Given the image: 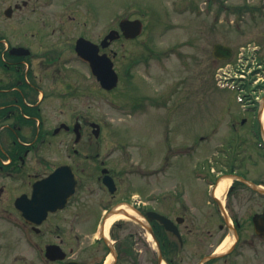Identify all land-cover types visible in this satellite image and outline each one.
Wrapping results in <instances>:
<instances>
[{"label":"flooded vegetation","instance_id":"1","mask_svg":"<svg viewBox=\"0 0 264 264\" xmlns=\"http://www.w3.org/2000/svg\"><path fill=\"white\" fill-rule=\"evenodd\" d=\"M122 1L0 0V264H241L245 251L264 243L255 232L264 170L248 172L247 153L237 159L245 142L259 150L256 115L226 119V142L190 168L166 159L163 192L154 189L155 171L139 167L126 173L142 177L146 190L124 186L108 167L111 153L92 144L103 129L92 127L90 106L76 103L116 89L100 85L89 57L106 54L120 72L124 42L137 38L120 26L135 18L124 15ZM112 2L121 8L93 25L87 13Z\"/></svg>","mask_w":264,"mask_h":264},{"label":"rangeland","instance_id":"2","mask_svg":"<svg viewBox=\"0 0 264 264\" xmlns=\"http://www.w3.org/2000/svg\"><path fill=\"white\" fill-rule=\"evenodd\" d=\"M104 4L103 12L92 7L87 13L93 25L121 8L113 2ZM120 4L124 15L142 21L143 31L135 42H124L123 56L117 64L121 74L117 91L105 97L92 94L90 101L82 99L76 107H91L92 122L103 129V135L98 141L93 139L92 144L98 143L100 151L111 153L108 167L120 172L124 186L132 182L146 190L142 177L126 173L139 167L155 171L154 189L163 192L166 159L169 165L190 168L209 158L211 147L231 133L226 119L251 118L249 105L240 97L247 93V98L261 96L264 91L262 79L257 85L252 81V72L259 71L261 77L264 67V0H123ZM195 6L198 14L190 12ZM249 42L258 49L253 46L243 53L242 65L229 72L231 76H243L248 88L240 89L239 84L234 85L236 81L228 87L219 86L218 68L224 67L221 69L225 73L228 63L235 67L238 46ZM215 43L229 46L231 57L214 59L211 48ZM145 47L151 50L150 58L136 61L141 54L147 56ZM132 60L136 64L125 72ZM253 88L254 94L250 92ZM127 94L137 98L141 107L133 111V100L125 97ZM62 136L60 143H66L67 138ZM245 143L247 150L239 152L237 159L246 158L247 153L252 163L246 170L252 175L264 170V151ZM181 145H186L183 154H176ZM189 170L185 172L188 175ZM239 261L264 264V243L245 251Z\"/></svg>","mask_w":264,"mask_h":264},{"label":"water","instance_id":"3","mask_svg":"<svg viewBox=\"0 0 264 264\" xmlns=\"http://www.w3.org/2000/svg\"><path fill=\"white\" fill-rule=\"evenodd\" d=\"M122 28H123V32L125 34L126 37H135L136 35H138L141 31L142 28V23L140 20L135 19L133 20H123L122 22ZM115 32V31H114ZM113 31H111L109 33V38H112V34L114 33ZM212 54L214 57L218 58V59H226L230 56L231 54V48H229L228 46L216 43L213 46V51ZM90 59V65L92 68V72L96 75L97 79L100 81V85H102L103 87L110 89L112 87H114L116 85L117 82V75L115 74L113 67H112V62L109 60V58H107L105 55H101V56H95V54L91 55L89 57ZM93 126L97 127V124L93 123ZM63 167L61 166L59 169H57L55 171L56 176L59 173L60 176V183L61 185L63 183L67 184L68 180L63 182V180L65 179H61L64 175L62 172ZM73 175V174H72ZM108 179H110L108 177ZM70 181L71 183H69V185L71 184V188L67 191V194H71L73 192V188L75 186V180L70 177ZM103 181L108 184V181H106V179L104 178ZM110 190H113L112 187H110ZM261 190V189H260ZM264 191V190H261ZM66 190H64V188L61 189V194L65 195ZM63 201V200H62ZM62 204V203H61ZM255 230L257 233L264 235V219H260L258 220V222H255Z\"/></svg>","mask_w":264,"mask_h":264},{"label":"bare ground","instance_id":"4","mask_svg":"<svg viewBox=\"0 0 264 264\" xmlns=\"http://www.w3.org/2000/svg\"><path fill=\"white\" fill-rule=\"evenodd\" d=\"M261 108H262L261 118L264 120V101H263V104H262ZM230 179H231V177H225L224 180L220 181V184L218 185V188H217V191H216L219 195H221L227 189V187H228V185L230 183ZM117 217H119L118 213H114L113 216L111 215V217L107 221L106 227L111 221H113Z\"/></svg>","mask_w":264,"mask_h":264},{"label":"trees","instance_id":"5","mask_svg":"<svg viewBox=\"0 0 264 264\" xmlns=\"http://www.w3.org/2000/svg\"><path fill=\"white\" fill-rule=\"evenodd\" d=\"M126 97H127L128 99H129V98H132V97H130L128 94H127V96H126ZM132 99H133V98H132Z\"/></svg>","mask_w":264,"mask_h":264}]
</instances>
